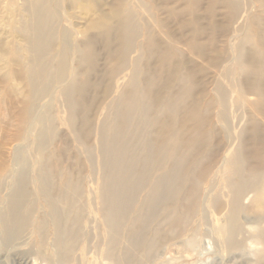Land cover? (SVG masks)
I'll use <instances>...</instances> for the list:
<instances>
[{
	"label": "rangeland",
	"instance_id": "obj_1",
	"mask_svg": "<svg viewBox=\"0 0 264 264\" xmlns=\"http://www.w3.org/2000/svg\"><path fill=\"white\" fill-rule=\"evenodd\" d=\"M232 1L240 5L235 17L223 0H47L49 5L45 3L44 8L53 6V19L44 31L51 30L54 37L44 50V42L37 41L35 0H0V214L13 186L25 179L30 195L23 211L32 217L30 224L24 225L16 236L10 234V238L6 229L0 227V264H25L26 260L31 264H126L129 255H133L130 264H264V169L248 173L243 148L244 141L249 145L264 142V96L247 86L251 75L246 65L253 62L247 61L246 56L244 64L240 57V52L247 55L253 51L264 58V4L262 0ZM118 8L133 15L140 30L126 50L124 67L117 65L115 53L126 37L118 39L117 30L110 29L116 34V41L106 47L101 40L106 28L94 27L107 15L109 28H117L112 12ZM148 36L162 46L174 47L171 64L176 62L179 69L174 79L192 77L189 95L199 98L202 115L213 134L208 141L201 140L205 145L200 152L184 144L192 170L200 176L197 214L186 224L176 226L177 213H172L169 206V200L184 197L191 184L187 174L180 179L178 194L168 195V200L152 214L138 209L146 190L132 195L133 203L137 201L128 213V222L113 234L105 213V207L113 200L102 198L107 188L100 132L106 125H114V105L123 91L144 89L142 76V82L132 83L134 62L138 61L140 70L149 67L146 71L155 74L157 54L147 51ZM92 39L97 41V55L95 66L90 68L84 55ZM193 43L201 50L193 49ZM33 71L43 75L38 73L36 84L31 86ZM166 72L161 75L168 76L169 71ZM73 79L87 82L90 106L86 114L94 121L85 140L77 131L83 113L71 110L64 95ZM110 82L114 86H109ZM173 83L177 85L173 86L174 91H181L183 85ZM224 92L228 93V102L223 100ZM182 95V100L192 99ZM140 108L138 105L134 111L139 113ZM154 116L159 119L164 114L157 109ZM176 125L181 133L195 123L178 121ZM155 129L150 124L134 134L137 136H126L139 168L150 164L148 144ZM178 146L177 140L175 148ZM259 151L264 154V147ZM249 163L255 164V160ZM162 165L152 173L158 176L176 170L173 163L163 161ZM44 171L48 173L49 191L38 180ZM238 179L245 181L239 195L228 189V184ZM46 193L57 210L70 215L65 226L76 230L74 252L62 249L54 224L45 228L41 221H50L49 210L42 205L41 196ZM138 225L143 228V247L130 250L141 240L138 235L133 236ZM221 231L227 233L226 237L220 235ZM231 241L236 245H231ZM148 244L152 245L149 253L145 251Z\"/></svg>",
	"mask_w": 264,
	"mask_h": 264
},
{
	"label": "bare ground",
	"instance_id": "obj_2",
	"mask_svg": "<svg viewBox=\"0 0 264 264\" xmlns=\"http://www.w3.org/2000/svg\"><path fill=\"white\" fill-rule=\"evenodd\" d=\"M45 3H47V0H35L33 4L35 18L38 22V27H39L37 31L38 34L37 41L41 40L45 43V45L43 43V46H45L43 47L44 50L48 48L51 42H53L52 39L54 37L53 36L54 33L51 30L48 29L47 30L48 32L44 31V29L47 28V26L53 19V12H52L53 6H48L49 9L47 8V6L46 8H44ZM262 3L264 4V0H262ZM223 4L226 8H229V13L231 12L233 17H235L237 12L239 11L240 5L238 3L233 2L232 0H223ZM124 12L122 8H118L112 12V16L116 17L117 20L116 22H118V24H116L117 28H109L110 19L108 18L107 15H104L102 20L97 22L94 26L96 29H100L101 26L106 28L107 31L105 32L103 31L101 38V40H103L102 42H104L105 45H107L106 47L113 45V42L116 41V39L114 40L115 37L114 35L119 34L120 36L117 37L118 39L120 37L123 38L126 37V39H124L126 41L121 43L122 47L119 48L118 51L115 53L117 55V56L115 55L116 58L118 57L117 60H119L117 61L118 62L117 65L119 67H121L123 64H125V62H127L125 57L126 50L129 49V47L134 43L133 40L137 32L140 33V30L137 29V27L133 22L134 21L133 19L135 17L133 18L132 17L133 15L131 16L129 15L130 13L125 12L126 13L125 14ZM131 13L134 12L131 11ZM233 17L231 16V19H234ZM104 29L102 28V30ZM110 29H114V30L116 29L119 32L117 33V31L115 30L116 34H112L110 32ZM146 38H147V42L149 41L147 46L148 47L147 51L148 52L155 51L157 54L154 55L158 59L152 55L153 53L150 54V56L155 57L156 60H158V62L155 63L157 67L154 68L153 70L155 74H152L151 73L152 71L148 73L149 67L147 65H146L148 67L147 69L143 68V70H140L139 65H137L138 61L134 62L135 64H133V70H134L133 76L132 77L130 76L132 78V83H135L137 85L138 81L140 80L139 79L140 76H142L144 80L143 81L144 89L142 90L126 89L125 91H123V93H121L119 97L117 104L114 105L115 108V116L113 118L114 125L112 126L106 125L105 127L102 128L100 132L101 135L100 144L104 155L102 166L106 171L105 186L107 188L102 198L103 199L105 198V200L111 198L113 200V203L105 207L107 224L111 226V228L114 230L113 234L116 230L117 231L118 229L121 230V228L127 224L126 222H128L127 219L128 213L129 211L134 209L133 206L136 205L135 202L137 201L135 200V202L133 203L134 198L132 197V195L138 196L139 194H141L146 190L147 194L145 195L144 202L140 205L138 204V206H140L138 209L147 212L148 214H152L154 213V210L155 208H157L158 205H160L162 202H165V200H168V195L174 193L178 194L182 186V183H179L180 179L182 177H185L187 174H190L191 184L185 190L184 197H182L181 200L178 199L174 201L169 200L168 202L170 203L169 206H172L171 207L172 213L176 212L177 216H179V217L176 216V220H175L176 226L183 225L184 223L186 224L191 217L196 215L199 210V204L197 199L199 196L198 181L200 180L199 179L200 176L197 175L194 172V170H192V164L190 163L189 155L187 156L186 155L187 151L183 150L184 148H186L184 144L187 147L191 148L192 150L196 152H200L202 150V147L205 145V142L201 140L204 138L203 140L208 141L210 136L213 134V132L208 128L205 118L202 115V109L199 98L195 94L189 95L191 93V89L193 85L192 77L191 76L189 77L191 79V82L188 77L187 78L178 77L177 80L174 79V77L178 74L179 71L178 64L176 62L171 64V61L173 60V56L175 54L174 47H168L167 45L162 46L163 44L162 45L158 44V40H154V38L151 39L150 36ZM96 42L97 41L95 39H92L87 43V45H89V51L87 52L86 56L84 55V60L90 62V68H93L95 66L94 57L97 54H95L94 45L96 44ZM192 47L197 51L201 50V48L195 45V43H193ZM112 52L114 53V50ZM250 52L247 53V55L243 54V52H240V57H242L241 59L242 63H244V57L246 56L249 57L247 61L253 62L248 66L246 65L247 72L251 75L250 78L246 81V84L247 86H249L252 92L263 97L264 96V58L262 59V55L260 54H256L253 51ZM114 59L115 58H113V60ZM80 60L82 61V59ZM154 60L155 59L153 58V61ZM143 66L145 65H142V67ZM166 71H169L168 76L167 75L162 76L161 74L163 72L167 73ZM112 72H107V73L108 74L110 73L109 75H112ZM38 73L40 74V76L43 75V73L41 74V71H39ZM38 73L34 72L30 74L31 76L29 78L30 79L29 82L32 84V85L30 84L31 86H34L36 84L39 76ZM147 74H149V76L145 77V75ZM108 77L109 76L107 75V78ZM114 78L115 77H113V79ZM73 80H71L72 81L71 84L64 91V95L69 103L71 110L79 109L83 113V117L80 118V122H79L80 125L77 128V131L81 139L84 138L83 140H85L88 138L90 134L91 122L94 121L91 120L86 114L90 106L89 93L85 87V84L87 86V82L83 83L80 81L76 82V80L74 81ZM173 81L174 82L176 81L177 84L183 85L182 88H179L181 89V91H174L176 89L173 88V86L175 85ZM111 83L114 82H110L109 86H114L113 84L111 85ZM108 84L109 82L106 83V85ZM176 86L177 85H175V88ZM106 87H104V89ZM111 89L112 87H110V90ZM182 93L187 95V97H191L193 101L192 99L190 101L182 100V96H183ZM222 97L223 100L228 102V93L224 92ZM138 105L141 107L139 113L134 111V109H137ZM99 106H101V104ZM157 109H160L161 112L164 114L163 118L156 119L154 113L156 112ZM178 121L180 124L183 122H185L186 124L188 122L193 121L195 125L188 127L185 131L179 133V131L177 130L178 127L176 125ZM150 124L155 125L156 127L155 135L154 134L151 135V142L148 144V153H149L148 156L150 158V164L149 166H147V168L144 166L143 167L140 166L139 168L140 165L139 162H137L132 158V153L130 151V143L126 141V136L127 134L131 137L137 136L134 134L138 133L143 129V127H146L147 125L149 126ZM258 139L259 138H255L254 140L256 141ZM177 140L179 141V146L175 148V144ZM261 142L262 143L258 141V144H255L253 142L254 144L251 145H249L248 142L246 141H244L243 143L244 156L246 161L248 162L247 164L248 173H257L260 170L264 169V154L260 153L259 151L260 147H264V142L263 141ZM146 147L147 144H145V148ZM253 160H255V164L253 163L250 164L249 162ZM163 161L170 162L176 165V170L174 172L170 171L156 176L152 172H154L155 169L159 171L163 166L162 165ZM236 168L240 169V165H237ZM47 175H48L47 172L45 171L42 172L40 177L38 176V180L41 182L42 188L43 187L44 189L47 188L48 189L47 191H49L50 188H49V182L47 180ZM171 179L174 180L173 184L171 183ZM65 183L67 184V182ZM69 185L70 183H68L67 186ZM228 185H229L228 186L229 190H233V191L236 190V194L239 195V193L245 186V181L243 179H238L236 181H233L232 183H229ZM67 186L65 185V187ZM28 188H29V184L27 180L22 179V181L16 182L15 186H13V189L11 191L8 200L5 202L6 203L5 210L0 214V227L6 229L8 233V238H10V234L11 236L12 235L16 236L19 230L22 227H24V225L30 224L32 217H29V214H26L23 211L26 202L29 199L27 195H30L28 194ZM64 189L67 190V188ZM66 190L64 191L65 193ZM75 191L73 192L76 194ZM41 197H43L42 199L44 201L43 202L44 204L42 205L48 208L50 215L49 222L45 219L41 220L42 223L46 224L44 227L47 228L48 224H54L56 226V239L58 242L63 243L62 249L66 252L73 251V248L75 247V242H76L75 240L77 233L76 230H74V228L72 227L68 228L65 226V223L68 222V220L70 219L69 218L70 215L67 216V214H65L64 212H60L59 210H57L52 205L49 194L46 193L44 196ZM70 197H72V195ZM73 197H75V195ZM131 197L133 198V200ZM70 199H71L70 201H72V198ZM105 200L103 201L104 203H106ZM112 200H110V202H112ZM38 202L39 200H37V203ZM73 203H74V198H73ZM80 213L81 212H79L78 214ZM75 219L72 221L73 223ZM105 220L106 219H104V221ZM136 220L140 221L139 218H137ZM73 223H71L72 226ZM44 224H42V227ZM136 227H137L136 228L137 231L133 233L134 234L133 236L138 235L137 237H140L141 240L139 239L140 240L139 243L135 242L131 246L130 250H133L134 247H140L143 244V240H144L142 238L144 236L142 234L143 228L140 225ZM219 233L223 238L226 237L227 233L222 231ZM230 244L234 245L232 241L230 242ZM113 245H115V243ZM151 249H152V245L150 244L146 245L145 248L146 252L149 253ZM108 250L106 252H108ZM64 255L66 254L64 253ZM129 256H130L129 260L125 259L128 264H130L131 257L133 255L132 256L129 255ZM25 264H31V262L29 260H26Z\"/></svg>",
	"mask_w": 264,
	"mask_h": 264
}]
</instances>
